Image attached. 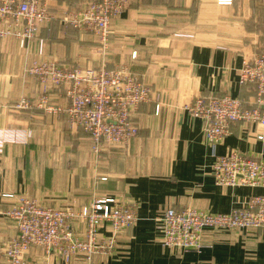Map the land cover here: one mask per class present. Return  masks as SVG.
Instances as JSON below:
<instances>
[{"label":"crops","instance_id":"crops-1","mask_svg":"<svg viewBox=\"0 0 264 264\" xmlns=\"http://www.w3.org/2000/svg\"><path fill=\"white\" fill-rule=\"evenodd\" d=\"M42 1L51 17L34 37L23 44L15 36L0 37V130H11L15 138L0 150V264L6 261L5 242L18 234L5 213L18 196L51 205H81L97 196L131 202L136 220L121 232L114 251L95 255L93 264H264V227L206 229L200 250L183 251L162 244L159 218L168 206L227 212L262 191L257 185L217 184L210 169L215 154L232 149L264 156V141L255 138L258 125L234 122L212 146L204 139L202 119L185 105L199 94L252 100L254 87L240 83L239 69L243 58L264 47V0H129L111 19L103 51L94 33L62 21L94 0ZM34 60L128 66L150 88V98L131 114L138 133L130 144L82 163L91 139L69 128L64 111L17 106L22 97L42 93L50 104L69 103L62 87L45 86L28 71ZM75 225L82 230L80 222ZM23 264L84 261L80 256L65 261L56 251L33 246Z\"/></svg>","mask_w":264,"mask_h":264},{"label":"built area","instance_id":"built-area-1","mask_svg":"<svg viewBox=\"0 0 264 264\" xmlns=\"http://www.w3.org/2000/svg\"><path fill=\"white\" fill-rule=\"evenodd\" d=\"M128 2L94 0L68 13L62 21L97 34L103 51L108 44L111 18L124 10ZM217 2L228 4L232 0ZM50 17L42 0H0V37L15 36L23 44L34 37ZM28 71L41 81H54L62 86L69 103L65 107H54L48 97L42 95L37 101L23 97L17 106L37 105L47 112L64 111L71 127L79 126L89 133L96 154L103 150L105 142L125 143L136 135L138 129L130 119V111L150 98V88L128 66H64L34 60ZM239 81L254 87L249 103L229 94L197 95L185 106L190 115L202 119L204 139L212 146L221 142L237 121L257 124L259 130L255 138L264 141V47L242 60ZM7 131L0 130V149L14 136L11 130ZM210 169L217 184L257 185L262 191L227 212H210L191 205L168 206L159 217L164 246L183 251L200 250L206 229L264 227V156L251 157L232 149L225 154H215ZM2 195L14 196L13 193ZM71 206L56 208L18 196L5 211L18 229V235L6 248L8 264H21V255L32 246L46 252L55 250L65 261L81 254L86 264H91L96 254L112 253L117 234L137 218L134 205L117 196H97L77 208ZM75 220L84 221V237L77 234ZM103 226L110 227L109 234L99 235Z\"/></svg>","mask_w":264,"mask_h":264},{"label":"rangeland","instance_id":"rangeland-1","mask_svg":"<svg viewBox=\"0 0 264 264\" xmlns=\"http://www.w3.org/2000/svg\"><path fill=\"white\" fill-rule=\"evenodd\" d=\"M113 18V17H112ZM111 18V19H112ZM110 34V33H109ZM96 36H97V34H95ZM98 37V36H97ZM99 39V38H98ZM107 47V46H106ZM247 58V57H246ZM244 59V58H243ZM242 59V60H243ZM53 62H55V61H53ZM57 63V62H56ZM59 64V63H58ZM30 65V64H29ZM61 65H64V66H71V65H65V64H61ZM87 66H90V65H87ZM100 66H103V65H100ZM100 66H97V67H100ZM81 67H85V66H81ZM92 67H96V66H92ZM31 74H33V73H31ZM34 75H36V74H34ZM39 80H40V78H39ZM41 81V80H40ZM43 82V84L46 86V85H51V86H58L54 81H49V80H47V81H42ZM59 87H62V86H59ZM63 88V87H62ZM63 90H64V88H63ZM64 94H65V92H64ZM224 94H228V93H224ZM42 95H46L45 93H42V94H40L38 97H36V98H29V97H27V98H29V99H32V100H38V98L40 97V96H42ZM199 95H201V94H199ZM230 95V94H229ZM47 96V95H46ZM197 96V95H196ZM195 96V97H196ZM210 96V95H209ZM208 96V97H209ZM232 96V95H231ZM48 97V96H47ZM194 97V98H195ZM23 98V97H22ZM193 98V99H194ZM20 101V100H19ZM18 101V102H19ZM51 105H53V104H51ZM35 106V105H34ZM37 106V105H36ZM54 107H57V105H53ZM139 106V105H138ZM137 106V107H138ZM186 106V105H185ZM37 107H39V106H37ZM25 108V107H24ZM137 109V108H136ZM133 110L134 109H132L131 111H130V119L132 120V122L136 125V123L134 122V120L132 119V116H131V114H132V112H133ZM68 119V118H67ZM68 124H69V120H68ZM69 126V128L70 129H72V130H81L82 129V131L83 132H87V131H85V129H83V128H81V127H71L70 126V124L68 125ZM137 126V125H136ZM137 129H138V126H137ZM1 131H5V132H8L7 130H1ZM137 133H138V131H137ZM136 133V134H137ZM87 134H88V136H89V138H90V135H89V133L87 132ZM15 138H13V140H14ZM86 139V138H85ZM133 139V138H132ZM131 139V140H132ZM7 140H9V139H7ZM81 140H83V138L81 139ZM131 140L130 141H128V142H125V143H122V142H105L104 144H103V150L100 152V153H98V154H96L95 152H93V150H92V143H91V146L89 145V149L88 150H84V152H83V150H82V154H81V162L83 163V161L85 162H89V161H93V160H95V161H97V160H99V158H102L103 157V152L104 151H108L111 147H113V146H120V145H125V146H127L128 144H130V142H131ZM6 142V141H5ZM4 142V143H5ZM4 143H3V145H4ZM83 145H87L86 143H85V141L81 144V146H83ZM3 147V146H2ZM85 147V146H84ZM2 149V148H1ZM0 149V150H1ZM94 161V162H95ZM90 163V162H89ZM71 180H72V178H71ZM4 193H10V192H4ZM4 193H2V194H4ZM27 197V196H26ZM28 198H30V197H28ZM33 199H35V198H33ZM36 201H38V202H40L39 200H37V199H35ZM40 203H42V202H40ZM43 205H51V204H44V203H42ZM71 205H74L76 208L78 207V206H82V205H84V204H79V202L78 201H72V202H66L65 204H61V205H52V206H54V207H56V208H65V207H68V206H71ZM72 207V206H71ZM8 209V208H7ZM13 220V219H12ZM76 222H80L81 224H82V230L81 231H78V229L76 230V232H77V234L80 236V237H84V227H85V225H84V221L83 220H75V224H76ZM75 227H76V225H75ZM106 227V226H105ZM108 228H109V230H110V227L108 226ZM108 228L106 227V229L108 230ZM126 228H128V227H126ZM126 228H123L118 234H117V236H116V242H115V244H117V242H118V238H119V236H120V234H121V232L124 230V229H126ZM101 232V231H100ZM107 234H109V231H107V233H99V235H107ZM18 235V234H17ZM16 235V236H17ZM16 236H14V237H12V238H15ZM12 238H9L6 242H5V244H4V246H3V248H4V257H5V264H8L9 263V258H8V256H7V253H6V248H7V246H8V244L10 243V241H11V239ZM116 246V245H115ZM33 247V246H32ZM39 247V246H38ZM41 248V247H40ZM30 249V248H29ZM29 249L26 251V252H24L21 256H22V263L21 264H23V262H24V256H25V254L29 251ZM45 253H50V252H52V251H55V250H51L50 252H46L43 248H41ZM57 252V251H56ZM60 255V254H59ZM97 255V254H96ZM61 256V255H60ZM75 256H80V258H82L83 259V261H84V264H86V262H85V259H84V257H83V255H81V254H79V255H75ZM74 256V257H75ZM62 257V256H61ZM73 258V257H72ZM91 264H93V261L91 262Z\"/></svg>","mask_w":264,"mask_h":264}]
</instances>
